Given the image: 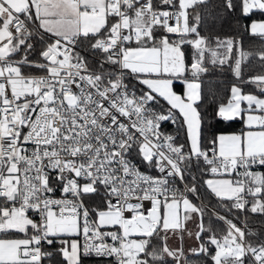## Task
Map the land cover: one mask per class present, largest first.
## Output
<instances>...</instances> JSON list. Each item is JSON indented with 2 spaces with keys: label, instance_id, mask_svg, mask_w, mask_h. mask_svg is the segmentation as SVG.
Returning a JSON list of instances; mask_svg holds the SVG:
<instances>
[{
  "label": "snow or ice",
  "instance_id": "snow-or-ice-1",
  "mask_svg": "<svg viewBox=\"0 0 264 264\" xmlns=\"http://www.w3.org/2000/svg\"><path fill=\"white\" fill-rule=\"evenodd\" d=\"M0 264H264V0H0Z\"/></svg>",
  "mask_w": 264,
  "mask_h": 264
},
{
  "label": "trees",
  "instance_id": "trees-1",
  "mask_svg": "<svg viewBox=\"0 0 264 264\" xmlns=\"http://www.w3.org/2000/svg\"><path fill=\"white\" fill-rule=\"evenodd\" d=\"M218 78L219 77H214L213 79H218ZM220 79H222V78H220ZM218 127L223 128L225 131H229L230 132V131L238 130L240 125H239V122H236L231 127H228V126L223 125V124L219 125Z\"/></svg>",
  "mask_w": 264,
  "mask_h": 264
}]
</instances>
